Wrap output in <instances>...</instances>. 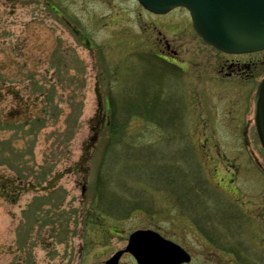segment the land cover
Listing matches in <instances>:
<instances>
[{
  "label": "rangeland",
  "instance_id": "374dc122",
  "mask_svg": "<svg viewBox=\"0 0 264 264\" xmlns=\"http://www.w3.org/2000/svg\"><path fill=\"white\" fill-rule=\"evenodd\" d=\"M263 75L183 10L0 0V264H105L147 229L189 264H264Z\"/></svg>",
  "mask_w": 264,
  "mask_h": 264
},
{
  "label": "water",
  "instance_id": "95a60500",
  "mask_svg": "<svg viewBox=\"0 0 264 264\" xmlns=\"http://www.w3.org/2000/svg\"><path fill=\"white\" fill-rule=\"evenodd\" d=\"M147 10L165 14L183 7L192 17L198 34L210 45L226 53L240 54L264 50V0H139ZM254 120L264 148V80L255 100ZM127 252L138 264H184L190 256L179 246L152 231L132 235ZM122 252L108 264H118Z\"/></svg>",
  "mask_w": 264,
  "mask_h": 264
},
{
  "label": "flooded vegetation",
  "instance_id": "af4514ba",
  "mask_svg": "<svg viewBox=\"0 0 264 264\" xmlns=\"http://www.w3.org/2000/svg\"><path fill=\"white\" fill-rule=\"evenodd\" d=\"M170 57H171V59H174V60H176V58H175V57H173V56H171V55H170ZM170 64H172V62H171ZM105 264H106V263H105Z\"/></svg>",
  "mask_w": 264,
  "mask_h": 264
},
{
  "label": "trees",
  "instance_id": "16d2710c",
  "mask_svg": "<svg viewBox=\"0 0 264 264\" xmlns=\"http://www.w3.org/2000/svg\"><path fill=\"white\" fill-rule=\"evenodd\" d=\"M113 128H114V127H113ZM96 142H97V137H96ZM96 142H95V143H96Z\"/></svg>",
  "mask_w": 264,
  "mask_h": 264
}]
</instances>
